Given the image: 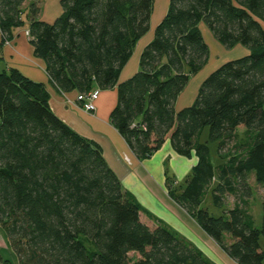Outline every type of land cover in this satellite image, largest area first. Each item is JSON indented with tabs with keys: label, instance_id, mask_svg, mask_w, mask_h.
<instances>
[{
	"label": "trees",
	"instance_id": "16d2710c",
	"mask_svg": "<svg viewBox=\"0 0 264 264\" xmlns=\"http://www.w3.org/2000/svg\"><path fill=\"white\" fill-rule=\"evenodd\" d=\"M26 2L30 43L53 84L79 95L117 88L111 121L131 151L147 160L170 141L179 156L195 155L184 189L168 181L170 197L238 264H264V213L257 228L246 209L251 179L264 185V0H169L124 81L155 0H60L53 22L39 19V0H0L4 43L23 26ZM202 25L246 52L178 108L210 58ZM205 128L219 143L217 167L200 142ZM241 130L244 142L230 149ZM208 194L222 215L203 207ZM230 198L240 203L227 208ZM0 228L17 264H215L126 192L101 148L53 113L45 85L15 68L0 71Z\"/></svg>",
	"mask_w": 264,
	"mask_h": 264
},
{
	"label": "crops",
	"instance_id": "0c3cea01",
	"mask_svg": "<svg viewBox=\"0 0 264 264\" xmlns=\"http://www.w3.org/2000/svg\"><path fill=\"white\" fill-rule=\"evenodd\" d=\"M50 4L47 19L42 16V6L39 19L53 22L61 15L60 0H50ZM166 12L165 8L161 16L157 17L156 26ZM203 28H206L205 25L201 26L202 31ZM153 30L137 45L130 61L122 70L120 81L129 79L139 71L142 51L153 40ZM16 32L13 40L4 43L0 31V71L15 68L26 78L44 84L53 113L73 131L101 148L107 164L119 178L123 189L147 212L194 244L215 264H238L169 195V178L173 177L178 185L177 177H188L198 158L195 155L192 156L193 159L179 156L171 142L167 141L150 159L140 160L111 121V113L118 103L117 88L101 91L96 102V112L86 113L77 103L79 94L76 91L64 93L50 80L45 61L34 55L29 29L27 34ZM240 50L245 52L242 48ZM195 97L197 92L194 95L188 91L183 92L177 107L192 105ZM173 173L178 176H172Z\"/></svg>",
	"mask_w": 264,
	"mask_h": 264
},
{
	"label": "rangeland",
	"instance_id": "374dc122",
	"mask_svg": "<svg viewBox=\"0 0 264 264\" xmlns=\"http://www.w3.org/2000/svg\"><path fill=\"white\" fill-rule=\"evenodd\" d=\"M40 5L44 7L43 12V18L47 19V8L51 5L50 0H39ZM31 2H26L24 5V24L23 26L16 32V34H19L20 32H24L27 34V30L29 28V19H28V11ZM169 0H155V8L153 17L151 20V30H153L154 26H156L157 17L161 16V13L165 10H168ZM153 33V32H152ZM202 34L205 38L206 43L209 46L210 49V58L208 60V63L206 67L201 71V73L193 76L190 79V84L187 87V90L189 94L194 95V92L198 93V90L200 88L201 83L209 76L211 73H213L217 68H219L222 64L238 59L245 55V52H242L240 48H235L232 50H227L223 46H221L213 37V35L209 32L207 28H203ZM196 98V97H195ZM190 106V105H189ZM245 140V132L241 130L237 134V139L234 140L232 144H230L231 147H234V145H238L243 143ZM201 143L209 142V128H205L203 131L201 137H200ZM218 142H209V148H210V154L212 161L214 165L217 167L221 164V160L219 158L218 153ZM229 148V147H228ZM193 159V157H191ZM192 172L189 174L188 177H185L184 179H178V185L176 184V181H174L173 177L169 178V182H173L177 186V189H184L186 187L187 180L192 176ZM172 176H178L175 175V173L171 174ZM251 187L253 189L252 196L246 200V209L248 210L249 215L253 218L255 222V226L257 228H261L263 224V206H264V185L256 183L255 179H251ZM213 187L211 185L210 189ZM209 189V192H210ZM208 192V193H209ZM240 201H238L235 198H230L227 200V208H233L237 204H239ZM204 208H208L209 212L215 216H220L223 214V210L215 207L212 203L210 194H208L207 197H205V202L203 203ZM261 245L264 249V239L261 240ZM0 256L3 260L0 264H17L16 258L13 255L12 251L9 247V239L6 233L0 228Z\"/></svg>",
	"mask_w": 264,
	"mask_h": 264
},
{
	"label": "built area",
	"instance_id": "2783aa9c",
	"mask_svg": "<svg viewBox=\"0 0 264 264\" xmlns=\"http://www.w3.org/2000/svg\"><path fill=\"white\" fill-rule=\"evenodd\" d=\"M99 96V90L90 92L88 94H82L77 97V103L86 113H95L97 110L96 102L98 101Z\"/></svg>",
	"mask_w": 264,
	"mask_h": 264
}]
</instances>
